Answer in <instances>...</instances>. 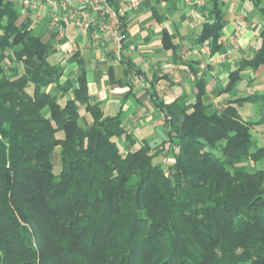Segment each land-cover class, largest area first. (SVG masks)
Returning a JSON list of instances; mask_svg holds the SVG:
<instances>
[{
  "label": "trees",
  "instance_id": "trees-1",
  "mask_svg": "<svg viewBox=\"0 0 264 264\" xmlns=\"http://www.w3.org/2000/svg\"><path fill=\"white\" fill-rule=\"evenodd\" d=\"M212 13L197 44L208 41L216 56L223 27L217 3ZM18 19L15 5L0 0V264H264L260 173L242 168L264 157V148L251 151L250 134L264 126V113L247 120L236 106L264 112V93L219 110L203 104L200 91L193 103L159 104L166 135L158 151L169 146L175 157L165 176L148 144L120 149L115 139L136 140L120 113L105 117L89 105L83 68L73 98L59 103L48 87L66 94L71 84H59L48 44ZM162 44L173 48L166 32ZM262 65L264 45L238 62L225 91L234 96L240 74ZM80 107L91 117L88 127L79 123Z\"/></svg>",
  "mask_w": 264,
  "mask_h": 264
},
{
  "label": "crops",
  "instance_id": "crops-1",
  "mask_svg": "<svg viewBox=\"0 0 264 264\" xmlns=\"http://www.w3.org/2000/svg\"><path fill=\"white\" fill-rule=\"evenodd\" d=\"M28 1L35 7L14 4L19 11L18 23L24 22L27 29L48 44V63L62 72L59 84H71L66 94L54 86L47 90L56 93L63 105L67 98H73L72 89L83 68L89 105H99L105 117L120 113L124 131L136 140L133 146L122 138L123 152L143 143L153 153L161 148L166 131L159 104L168 105L177 99L193 103L200 91L203 104L219 110L231 99L264 93L263 65L240 74L234 96L225 91L229 73L238 67V62L252 57L264 45V0H138V9L123 19L128 35L118 60L109 44L92 39V33L97 32L95 12L88 34L68 43L57 35L51 15L61 16L62 27L68 32L72 24L66 16L72 6L63 8L62 0ZM109 1L120 4L128 0ZM214 3L219 6L223 22L222 48L217 55L225 58L201 68L200 57L192 51L200 47L197 40L202 26L215 18ZM164 32L169 35L172 49L162 44ZM236 106L247 120L264 113L259 105ZM79 123L83 127L92 123L83 107L79 109Z\"/></svg>",
  "mask_w": 264,
  "mask_h": 264
},
{
  "label": "built area",
  "instance_id": "built-area-1",
  "mask_svg": "<svg viewBox=\"0 0 264 264\" xmlns=\"http://www.w3.org/2000/svg\"><path fill=\"white\" fill-rule=\"evenodd\" d=\"M13 4H21L26 8H34L35 5L28 0H7ZM62 7L72 6L71 10L67 11V16L72 24L70 31H65L62 27V17L56 14L51 15V19L56 28L57 35L67 41L74 43L77 37H83L88 34L92 26L91 15L96 13L97 32L92 33V39L96 42L103 41L109 44L115 57L120 59L124 50V45L127 41V31L123 24V19L126 14L135 12L139 7L138 0H128L120 4H112L108 0H62ZM86 7V10L81 9ZM134 50V47H130ZM201 59V68H204L209 63H221L224 61V55L211 56V49L208 41H205L201 46L192 51ZM195 76H191L194 79Z\"/></svg>",
  "mask_w": 264,
  "mask_h": 264
},
{
  "label": "rangeland",
  "instance_id": "rangeland-1",
  "mask_svg": "<svg viewBox=\"0 0 264 264\" xmlns=\"http://www.w3.org/2000/svg\"><path fill=\"white\" fill-rule=\"evenodd\" d=\"M50 59H49V61H50ZM7 67H8L7 65L6 66L4 65L5 69ZM7 74L11 75L9 71H7ZM243 115H245V113ZM250 134H251V137H252V140L254 143L253 147L251 148L252 149L251 151L255 152V151H258L259 149H263L264 148V126L260 125V126L253 127L250 131ZM58 135L61 136V134H58ZM161 136H162V133H161V135H159V137H161ZM158 140L160 141L161 139H158ZM115 141L118 144V146H120V149H122L121 148L122 138H117V139H115ZM221 144H223V142H221ZM219 145H218L217 149L212 151V153H214V155H218ZM140 146L141 145H138V147H140ZM168 148H169V146L163 147L162 151L157 152L154 155V157H155L154 162L158 163L161 166L165 176H168V174H169V172L167 170L169 168V166L175 165V157H174L173 153ZM52 159H53L52 160L53 161V171L55 174H58L61 170V163H60L58 148L54 149V151L52 153ZM242 168H245L246 171H248V172L260 173L259 176H260V182H261V191L264 192V157L261 156L257 160H250L246 164H244V167H242ZM233 183L234 182L231 180V182L223 183V186L228 187L230 185H233ZM213 184H215V183L209 184L210 186H208V187H215ZM247 244L248 243L246 242V245ZM217 249L219 251H221L220 245L217 246ZM235 253L237 255H242L244 252L242 253V249L238 248V249H236ZM247 257H244V259H247ZM256 257L257 256L254 255V261H255Z\"/></svg>",
  "mask_w": 264,
  "mask_h": 264
}]
</instances>
